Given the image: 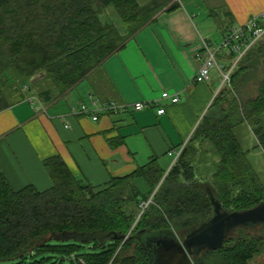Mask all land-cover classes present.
Segmentation results:
<instances>
[{"label": "trees", "instance_id": "trees-1", "mask_svg": "<svg viewBox=\"0 0 264 264\" xmlns=\"http://www.w3.org/2000/svg\"><path fill=\"white\" fill-rule=\"evenodd\" d=\"M174 4V0L145 5L138 0H0V111L11 105L5 94L9 84L27 92L49 83L50 89L37 91L49 101L52 90L64 94L81 84L157 12ZM108 7L118 13L124 32L102 21ZM248 71L259 73L251 91L243 86ZM39 73L45 77L31 84ZM228 86L216 95L167 173L154 158L131 175L95 188L75 178L59 156H52L44 166L53 186L39 191L33 186L15 190L0 172V264H81L80 260L149 264L148 252L133 237L142 230H172L182 239L212 216L208 189L226 211L263 203L264 185L234 129L249 123L264 150V39L244 56ZM197 142L208 144L218 156L215 171L205 179L195 167ZM139 181L146 184V192ZM204 181L207 186H202ZM150 199L142 210V203ZM256 228L260 233L252 232ZM85 248L90 252L79 254ZM263 254L264 227H241L221 249L203 252L193 262L254 264Z\"/></svg>", "mask_w": 264, "mask_h": 264}, {"label": "crops", "instance_id": "crops-1", "mask_svg": "<svg viewBox=\"0 0 264 264\" xmlns=\"http://www.w3.org/2000/svg\"><path fill=\"white\" fill-rule=\"evenodd\" d=\"M220 1L231 22L220 33L215 19L174 0L175 9L157 12L149 25L81 84L64 94L52 90L50 101L25 90L22 98L11 101L0 111V172L10 185L15 190L27 186L49 190L53 183L44 161L52 156H59L75 178L95 188L131 175L154 158L169 171L175 161L168 158L191 139L221 90L217 71L206 83L195 81L204 61L202 40L219 44L226 30L253 17L264 23V0ZM228 60L226 53L220 57L222 63ZM255 78H259L258 72ZM50 88L41 84L37 91ZM163 92L178 95L180 101L161 100ZM90 97L127 109L103 115L98 121L72 112V107L88 103ZM153 101H160L164 114L159 115L158 108L134 109L137 103ZM111 142L118 144L112 146Z\"/></svg>", "mask_w": 264, "mask_h": 264}, {"label": "water", "instance_id": "water-1", "mask_svg": "<svg viewBox=\"0 0 264 264\" xmlns=\"http://www.w3.org/2000/svg\"><path fill=\"white\" fill-rule=\"evenodd\" d=\"M177 5L175 3L167 10L172 11ZM44 77L45 73H39L31 78L30 83L35 84ZM2 80L5 85V75ZM208 195L212 204V216L188 231L182 239L172 230H142L133 237L148 252L149 264H194L193 257L206 251L221 249L235 229L264 227V202L243 211H226L209 189Z\"/></svg>", "mask_w": 264, "mask_h": 264}, {"label": "built area", "instance_id": "built-area-1", "mask_svg": "<svg viewBox=\"0 0 264 264\" xmlns=\"http://www.w3.org/2000/svg\"><path fill=\"white\" fill-rule=\"evenodd\" d=\"M263 39L264 24H262V20L259 17H253L242 26L226 30L219 44H214L210 40H202L204 61L195 77V81L197 83H206L211 79L212 72L217 71L220 75V88L222 89L228 86L231 81V75L235 69L238 68L241 60ZM225 53L229 55L227 64L220 61V57ZM160 99L167 100L172 104H176L180 101L178 95H172L168 92H163ZM89 100L88 103L82 102L72 107V112L74 114L89 117L93 121H98L103 115L109 113H123L127 109V106L118 105L115 102L100 103L92 97H90ZM145 108H158L157 113L159 115L165 113V109L162 106L160 107V101L137 103L134 105L136 111H141ZM183 147L175 152L176 159L180 155ZM150 202L151 199L148 202L142 203V210H145ZM80 263L84 264L82 260H80Z\"/></svg>", "mask_w": 264, "mask_h": 264}, {"label": "rangeland", "instance_id": "rangeland-1", "mask_svg": "<svg viewBox=\"0 0 264 264\" xmlns=\"http://www.w3.org/2000/svg\"><path fill=\"white\" fill-rule=\"evenodd\" d=\"M150 1L151 0H138L139 4L141 5L148 4ZM180 2L181 4L183 3L189 7H194L197 10V14L202 15L203 13H205L211 17L212 21L215 19L214 21L216 23L218 33L224 30V28L227 29L229 28V26H231V22L229 18L226 17L223 4L220 0H180ZM202 18V16L198 17V22H200ZM101 19L103 22L114 24L121 32H124L123 23L113 7L106 8L104 13L101 15ZM216 39H220V35H217ZM247 62H249V60H247ZM246 65L251 67V63H247ZM214 73L216 72L213 71L211 75H213ZM254 78L255 74L251 72V75L244 79V84H246L248 88L247 91H250L249 89L251 87H249V84ZM46 85H49V83H46ZM17 89L18 88L14 87L11 84L6 87L5 94L7 95L10 103L11 101L14 102L17 98H20V94L22 95V93L24 92V90L18 91ZM27 93L30 95L37 93V87H33L32 91H27ZM262 118L264 121V115L262 116ZM234 133L242 150L247 153L250 164L252 165L253 169L264 185V150L260 146L255 136L254 128L249 123L242 122L235 127ZM203 145H201L200 142L195 143L196 148L195 153H193L195 155L194 162L196 171L201 179H205L208 175L211 176V174L215 171L216 164L218 162V156L209 151L211 147L208 144ZM168 160L174 162L176 160V155L168 158ZM161 165L162 167L164 166L163 164ZM163 169H165L166 173L168 172L166 167H164ZM138 184L140 185V189L143 193L147 191V186L143 181H139ZM205 185H208L206 181H204L202 186ZM260 231V228L252 230L253 233H260ZM84 252H90V249H82L80 250L79 254ZM65 264H69V261H67ZM254 264H264V254L257 257Z\"/></svg>", "mask_w": 264, "mask_h": 264}]
</instances>
